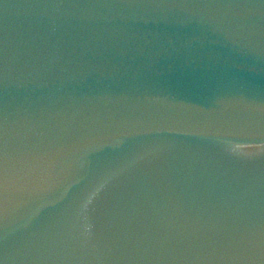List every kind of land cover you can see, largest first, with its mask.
I'll list each match as a JSON object with an SVG mask.
<instances>
[{
  "label": "water",
  "instance_id": "1",
  "mask_svg": "<svg viewBox=\"0 0 264 264\" xmlns=\"http://www.w3.org/2000/svg\"><path fill=\"white\" fill-rule=\"evenodd\" d=\"M0 264H264V106L0 131Z\"/></svg>",
  "mask_w": 264,
  "mask_h": 264
}]
</instances>
